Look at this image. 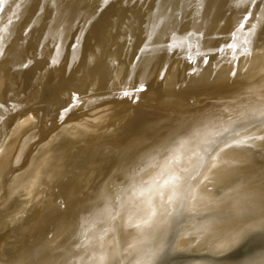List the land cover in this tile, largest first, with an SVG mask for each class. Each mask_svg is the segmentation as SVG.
<instances>
[{
    "label": "water",
    "instance_id": "obj_1",
    "mask_svg": "<svg viewBox=\"0 0 264 264\" xmlns=\"http://www.w3.org/2000/svg\"><path fill=\"white\" fill-rule=\"evenodd\" d=\"M0 264H264V0H0Z\"/></svg>",
    "mask_w": 264,
    "mask_h": 264
}]
</instances>
